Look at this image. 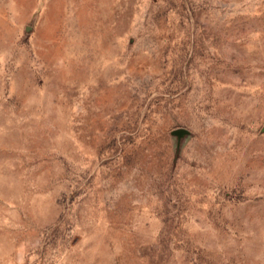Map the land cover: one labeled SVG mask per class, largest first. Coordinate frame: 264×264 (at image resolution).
Returning a JSON list of instances; mask_svg holds the SVG:
<instances>
[{
	"label": "rangeland",
	"instance_id": "obj_1",
	"mask_svg": "<svg viewBox=\"0 0 264 264\" xmlns=\"http://www.w3.org/2000/svg\"><path fill=\"white\" fill-rule=\"evenodd\" d=\"M0 264H264V0H0Z\"/></svg>",
	"mask_w": 264,
	"mask_h": 264
}]
</instances>
